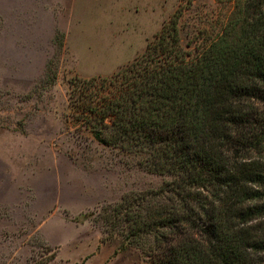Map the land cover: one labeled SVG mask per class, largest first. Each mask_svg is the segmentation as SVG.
I'll list each match as a JSON object with an SVG mask.
<instances>
[{
	"label": "rangeland",
	"instance_id": "obj_1",
	"mask_svg": "<svg viewBox=\"0 0 264 264\" xmlns=\"http://www.w3.org/2000/svg\"><path fill=\"white\" fill-rule=\"evenodd\" d=\"M232 5L0 0V264H151L110 211L124 194L169 177L98 143L69 105L70 86L113 75L179 9L180 46L194 53ZM77 87L75 99L89 93Z\"/></svg>",
	"mask_w": 264,
	"mask_h": 264
},
{
	"label": "trees",
	"instance_id": "obj_2",
	"mask_svg": "<svg viewBox=\"0 0 264 264\" xmlns=\"http://www.w3.org/2000/svg\"><path fill=\"white\" fill-rule=\"evenodd\" d=\"M226 1V22L194 53L180 46L179 9L113 75L70 86L98 143L169 177L110 211L151 264H264V0ZM77 86L89 93L75 99Z\"/></svg>",
	"mask_w": 264,
	"mask_h": 264
}]
</instances>
